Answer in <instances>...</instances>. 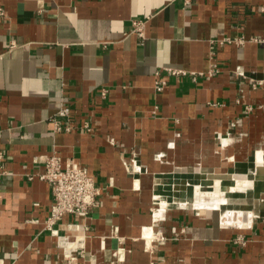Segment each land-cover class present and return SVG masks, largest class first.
I'll return each instance as SVG.
<instances>
[{"label":"crops","instance_id":"1","mask_svg":"<svg viewBox=\"0 0 264 264\" xmlns=\"http://www.w3.org/2000/svg\"><path fill=\"white\" fill-rule=\"evenodd\" d=\"M0 8V264H62L46 228L50 184L28 178L53 152L85 165L100 187L88 216L56 223L67 234L70 222L89 226L80 263L264 264V190L253 191L264 184V41L255 40L264 38V0H0ZM226 36L235 40L212 57V40ZM214 63L220 71L198 81L164 70ZM64 100L92 131H54ZM232 173L253 181L243 207L255 213L251 224L224 225L223 210L195 207L196 188L183 185Z\"/></svg>","mask_w":264,"mask_h":264},{"label":"built area","instance_id":"2","mask_svg":"<svg viewBox=\"0 0 264 264\" xmlns=\"http://www.w3.org/2000/svg\"><path fill=\"white\" fill-rule=\"evenodd\" d=\"M186 4H190L192 0H184ZM0 14L4 11L0 8ZM144 19L134 21V31L144 37ZM234 37L226 36L215 38L212 40V57H214L215 45L225 42L234 41ZM245 38H238L239 43L245 42ZM257 41H264V38L255 37ZM218 63L213 64V68L208 71H195L183 67L166 66L164 70L176 78L189 77L193 81H198L202 76H211L215 72L220 71ZM161 70L156 74L160 75L156 80V89L162 91L168 81L162 77ZM108 88L102 87L101 94L103 97L107 95ZM216 104V103H213ZM54 123V131H72L74 129H84L92 131L94 129L90 119L84 122L75 120L72 115V108L69 100H64L56 114L52 117ZM81 122V123H80ZM5 156L4 151L0 150V159ZM0 172L6 173L0 167ZM49 182L52 195V206L47 218L46 228L56 237L57 247L62 257V264H82L79 258L84 255L86 238L89 235V226L81 225L77 222H70L69 229L74 233H61L56 227V223L62 220L68 214H84L89 215L90 211L99 204L100 187L97 186L95 177L91 174L87 167L78 162L74 158L67 159L65 163L57 152H53L46 158L45 171L41 173H32L28 175L29 179H33L35 175ZM161 204V202L159 203ZM244 242V239H241Z\"/></svg>","mask_w":264,"mask_h":264},{"label":"rangeland","instance_id":"3","mask_svg":"<svg viewBox=\"0 0 264 264\" xmlns=\"http://www.w3.org/2000/svg\"><path fill=\"white\" fill-rule=\"evenodd\" d=\"M232 175V174H231ZM231 175H226V176H218V177H206L204 179V181H185L184 183L181 181H172L170 183V191H168L169 193L171 192L172 193H175L177 191L178 188L181 187V183H183V185L187 186V187H191V191L195 192V188H199V190H202V192H212V191H221V195H223V197H226L228 198V202L225 204V205H222L221 208H219V210H223L225 208H243L244 206H246V204L248 203V197L250 196V190L248 189L249 187H251L253 185V182L252 180L249 181V185L246 184L245 186H247V188H241L242 190L240 191H236L237 188H235L234 191H230V186L232 184H234V180L232 178H234V175L233 174L232 176ZM207 181V182H206ZM175 182V184H174ZM194 182V183H193ZM196 182V183H195ZM201 184V185H200ZM211 184V185H210ZM189 185V186H188ZM224 185V186H223ZM205 187V188H204ZM208 187L210 189H208ZM254 192L255 193H258L260 191H263L264 190V184L261 183V184H256L254 186ZM222 188V189H221ZM225 188V189H224ZM246 190V191H245ZM222 191H226V192H222ZM226 194V195H225ZM237 195V196H236ZM209 196V197H208ZM214 196L212 194H207L206 198L208 201H211V199L213 200V198L215 197H211ZM239 196V197H238ZM194 198V197H192ZM217 198V197H216ZM195 200V199H194ZM193 200V201H194ZM248 200V201H247ZM239 201V203H237ZM247 201V202H246ZM191 202H192V199H191ZM191 205V204H190ZM193 205V204H192ZM242 205V206H241ZM245 209V208H243Z\"/></svg>","mask_w":264,"mask_h":264},{"label":"bare ground","instance_id":"4","mask_svg":"<svg viewBox=\"0 0 264 264\" xmlns=\"http://www.w3.org/2000/svg\"><path fill=\"white\" fill-rule=\"evenodd\" d=\"M264 158V157H263ZM260 165H262L260 163ZM239 172V171H237ZM233 174V173H232ZM232 176V175H231ZM233 177V176H232ZM233 180L235 181L234 184H232L229 188L230 191H234L235 188H237L236 191H240L242 190L241 188H247V186H245L246 184L249 185V181H251L252 179H250L246 174L244 173H236L234 175ZM201 181V180H200ZM204 181V180H203ZM207 182V181H206ZM253 182V181H252ZM194 183V182H193ZM196 183V182H195ZM201 185V184H200ZM211 185V184H210ZM224 186V185H223ZM205 188V187H204ZM208 189H210L208 187ZM222 189V188H221ZM225 189V188H224ZM240 189V190H238ZM246 191V190H245ZM222 192H226V191H222ZM196 198L193 201V205L195 207H199V208H221L223 204H226L228 202V198L223 197V195H221V191H212V192H202V190H199V188H196ZM207 194H212L215 197L213 198V200L211 199V201H208L206 196ZM226 195V194H225ZM237 196V195H236ZM182 197V196H181ZM209 197V196H208ZM211 197V196H210ZM211 197V198H212ZM239 197V196H238ZM186 198V197H185ZM183 199V198H182ZM173 201V200H172ZM249 202V201H248ZM164 206H165V202ZM169 203V202H168ZM239 203V201L237 202ZM175 204V203H174ZM163 205V204H162ZM242 206V205H241ZM170 207V206H169ZM254 212L252 210H244L243 208H226L223 209L222 211V222L224 225H237V226H242L245 222H248L249 224L252 223V219L254 216ZM248 225V224H247Z\"/></svg>","mask_w":264,"mask_h":264}]
</instances>
